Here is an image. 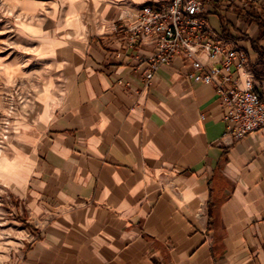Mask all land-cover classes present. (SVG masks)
Masks as SVG:
<instances>
[{"label":"crops","instance_id":"0c3cea01","mask_svg":"<svg viewBox=\"0 0 264 264\" xmlns=\"http://www.w3.org/2000/svg\"><path fill=\"white\" fill-rule=\"evenodd\" d=\"M4 1L51 72L0 145V189L26 211L16 264H264V130L231 137L182 58L147 80L155 47L129 30L157 0ZM213 8L238 16L220 35L260 37L264 1ZM249 58L234 76L264 97V42Z\"/></svg>","mask_w":264,"mask_h":264},{"label":"built area","instance_id":"2783aa9c","mask_svg":"<svg viewBox=\"0 0 264 264\" xmlns=\"http://www.w3.org/2000/svg\"><path fill=\"white\" fill-rule=\"evenodd\" d=\"M261 1L157 0L141 8L137 23L129 30V47L138 43L155 47L145 61L147 80L175 59H184L190 64L188 78L214 86L224 109L227 133L236 140L264 130V97L251 75L239 85L241 78L236 79L235 73H251L249 51L212 30L208 15L213 7L233 12Z\"/></svg>","mask_w":264,"mask_h":264},{"label":"rangeland","instance_id":"374dc122","mask_svg":"<svg viewBox=\"0 0 264 264\" xmlns=\"http://www.w3.org/2000/svg\"><path fill=\"white\" fill-rule=\"evenodd\" d=\"M17 11L0 0V145L14 121L30 109L50 78V70L34 55L32 45L17 30ZM209 25L222 32L221 21L237 22L234 13L208 15ZM242 46L254 54L249 41ZM3 145V144H2ZM0 146V152L2 151ZM26 211L19 199L0 189V264H16L26 239Z\"/></svg>","mask_w":264,"mask_h":264},{"label":"trees","instance_id":"16d2710c","mask_svg":"<svg viewBox=\"0 0 264 264\" xmlns=\"http://www.w3.org/2000/svg\"><path fill=\"white\" fill-rule=\"evenodd\" d=\"M253 22L259 26L260 30H261V35L260 37L258 38L257 41H253L251 44H252V47L255 49V50H259L260 48V43L261 42H264V24L257 18V19H254ZM224 30H223V33H226L225 32V27L227 26L225 22H223L222 24ZM228 36V35H226Z\"/></svg>","mask_w":264,"mask_h":264}]
</instances>
